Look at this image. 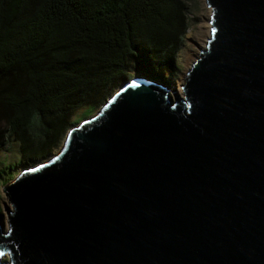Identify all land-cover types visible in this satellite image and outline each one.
Masks as SVG:
<instances>
[{"label":"water","instance_id":"95a60500","mask_svg":"<svg viewBox=\"0 0 264 264\" xmlns=\"http://www.w3.org/2000/svg\"><path fill=\"white\" fill-rule=\"evenodd\" d=\"M206 2L183 93L127 79L4 187L0 264H264V0Z\"/></svg>","mask_w":264,"mask_h":264},{"label":"trees","instance_id":"16d2710c","mask_svg":"<svg viewBox=\"0 0 264 264\" xmlns=\"http://www.w3.org/2000/svg\"><path fill=\"white\" fill-rule=\"evenodd\" d=\"M190 11L189 0H0V150L14 140L33 166L134 73L170 84Z\"/></svg>","mask_w":264,"mask_h":264},{"label":"rangeland","instance_id":"374dc122","mask_svg":"<svg viewBox=\"0 0 264 264\" xmlns=\"http://www.w3.org/2000/svg\"><path fill=\"white\" fill-rule=\"evenodd\" d=\"M190 5V18L191 26L188 30L187 38L185 44L183 45L181 52L179 54V64L181 70L177 72V76L171 79L170 84L164 83L160 78H154L152 81L164 83L173 91L177 88L181 93V86L185 82L189 70L193 62L196 60L200 53V49L204 48L207 44L208 38L211 35V14L212 8L208 6L206 0H189ZM140 74L134 73L133 76ZM131 76V77H133ZM143 76V75H142ZM145 77V76H144ZM150 79V78H149ZM100 106L97 110L93 108H83L80 112L75 115L73 122L80 123L84 119L92 116L94 113L98 112ZM74 126V125H73ZM72 127V126H71ZM59 149L55 152L57 153ZM20 151L19 145L16 141H10L4 149L0 150V221L4 228L9 229V215L6 210V202L8 201L4 193V187L15 179L21 171L28 167L24 165H19L20 163ZM15 165H19L16 167ZM13 167V169H11ZM15 175V176H14ZM9 207L12 208V206ZM10 255H6L3 260H10Z\"/></svg>","mask_w":264,"mask_h":264}]
</instances>
